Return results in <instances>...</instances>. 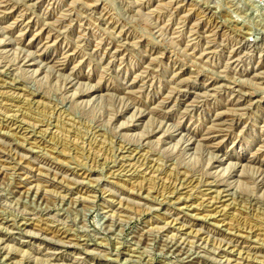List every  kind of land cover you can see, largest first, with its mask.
Here are the masks:
<instances>
[{"label":"rangeland","instance_id":"obj_1","mask_svg":"<svg viewBox=\"0 0 264 264\" xmlns=\"http://www.w3.org/2000/svg\"><path fill=\"white\" fill-rule=\"evenodd\" d=\"M0 264H264V0H0Z\"/></svg>","mask_w":264,"mask_h":264}]
</instances>
